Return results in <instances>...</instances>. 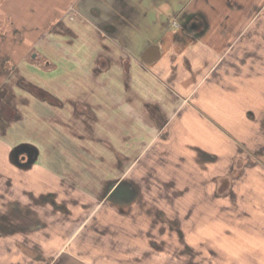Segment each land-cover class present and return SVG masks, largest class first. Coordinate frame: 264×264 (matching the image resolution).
<instances>
[{
	"label": "crops",
	"instance_id": "1",
	"mask_svg": "<svg viewBox=\"0 0 264 264\" xmlns=\"http://www.w3.org/2000/svg\"><path fill=\"white\" fill-rule=\"evenodd\" d=\"M51 1L0 0V225L81 223L109 191L131 195L115 185L169 175L157 156L173 144L175 171L202 148L220 193L264 173V0Z\"/></svg>",
	"mask_w": 264,
	"mask_h": 264
},
{
	"label": "rangeland",
	"instance_id": "2",
	"mask_svg": "<svg viewBox=\"0 0 264 264\" xmlns=\"http://www.w3.org/2000/svg\"><path fill=\"white\" fill-rule=\"evenodd\" d=\"M207 99L210 112L204 113L216 124L217 97ZM200 102L201 96L195 99L198 107ZM194 118L191 125L196 127ZM171 150L173 161L163 159V153L157 156L162 165L170 163L169 175L155 174L152 168L134 175V184L115 185H130L131 195L120 198L116 190L109 191L95 209L77 218L81 223L44 224L38 231L25 223L0 225V264H264L261 169L226 178L220 193L219 177L205 173L202 148L194 145L184 155L188 158L182 171L173 167L183 149L173 144ZM21 155L19 161L26 163ZM177 171L184 176H174ZM249 183L260 192L245 190Z\"/></svg>",
	"mask_w": 264,
	"mask_h": 264
},
{
	"label": "water",
	"instance_id": "3",
	"mask_svg": "<svg viewBox=\"0 0 264 264\" xmlns=\"http://www.w3.org/2000/svg\"><path fill=\"white\" fill-rule=\"evenodd\" d=\"M159 55H160V47L159 45L154 44V45H151L146 50L143 58L145 59V61H152L154 59H157ZM117 191L121 197H125L130 194L129 187L126 185H123L122 187L118 188Z\"/></svg>",
	"mask_w": 264,
	"mask_h": 264
},
{
	"label": "flooded vegetation",
	"instance_id": "4",
	"mask_svg": "<svg viewBox=\"0 0 264 264\" xmlns=\"http://www.w3.org/2000/svg\"><path fill=\"white\" fill-rule=\"evenodd\" d=\"M3 54H4V53H3ZM1 58H2L3 61H4V60H5V56H4V55H3V56L0 55V69L3 68V63H2L3 61L1 60ZM0 71H1V70H0ZM22 156H23V155H22ZM22 156H21V157H22ZM23 157H24V156H23ZM117 194H118V191H117ZM10 225H12V224H10Z\"/></svg>",
	"mask_w": 264,
	"mask_h": 264
}]
</instances>
